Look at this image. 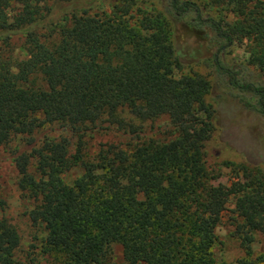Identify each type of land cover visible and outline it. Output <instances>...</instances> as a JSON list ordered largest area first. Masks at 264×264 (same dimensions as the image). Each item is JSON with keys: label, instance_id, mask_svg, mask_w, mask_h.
I'll use <instances>...</instances> for the list:
<instances>
[{"label": "trees", "instance_id": "trees-1", "mask_svg": "<svg viewBox=\"0 0 264 264\" xmlns=\"http://www.w3.org/2000/svg\"><path fill=\"white\" fill-rule=\"evenodd\" d=\"M96 1L0 0V147L19 137L10 155L35 231L21 261L1 216L0 264H37L36 249L47 264H119L114 244L125 264H228L213 247L230 199L245 249L233 264H264L250 249L264 233V172L243 166L229 188L213 182L205 143L227 113L208 100L205 75H176L210 61L227 97L264 116V79L222 59L247 40L264 76V0H111L93 11ZM14 35L17 60L3 51ZM163 117L169 136H144ZM97 132L128 140L94 144Z\"/></svg>", "mask_w": 264, "mask_h": 264}, {"label": "rangeland", "instance_id": "rangeland-1", "mask_svg": "<svg viewBox=\"0 0 264 264\" xmlns=\"http://www.w3.org/2000/svg\"><path fill=\"white\" fill-rule=\"evenodd\" d=\"M201 2L203 0H195ZM111 0H101L93 4L92 10L103 7L109 10ZM12 12L17 10V4L12 3ZM54 15H61V5H54ZM22 36L14 35L10 39L9 47H3L6 54H10L12 59L22 58ZM249 41L234 43L223 53L222 59L226 64L245 65L248 69L246 77L249 80L264 79V76L248 63ZM197 72L205 75L213 83L211 94L208 100L218 105L227 113L223 118L221 129L214 131L212 136L205 143L206 165L210 174L215 176L214 183L221 184L224 188H229L231 182L238 178L242 179L244 173L239 167L247 166L254 172H264V116L249 113L243 105L227 95L230 88L226 87V79H218L212 71L210 61H199L197 63H187L182 70H176V75L182 73ZM229 98V99H228ZM231 100V101H230ZM217 106V107H218ZM221 121V117H220ZM144 136L166 137L170 134L168 118L163 117L153 123H146ZM121 141L125 142L128 137L116 135L115 133H94L92 142L96 144L99 141ZM19 141V137L11 140L9 145L0 147V198L5 201V208L0 211V217L7 218L16 228L20 235L22 251L17 253L19 260L24 261L28 251H32V234L34 228L30 226L27 219V212L32 203L22 198L21 191L17 187L18 173L14 167L10 149ZM72 175L73 172L71 173ZM227 209L223 211L221 223L216 227L217 240L213 247V254L217 263L233 264L235 260L245 256V249L240 241L231 232L233 226L230 224L231 210L234 208L233 201L230 199L227 203ZM252 255L264 254V233H255L254 241L250 247ZM39 249L34 253L37 264H47L44 257L38 255ZM28 257V259L31 257ZM114 259L119 264H125L121 257V248L119 244L113 245ZM32 264V263H29Z\"/></svg>", "mask_w": 264, "mask_h": 264}]
</instances>
